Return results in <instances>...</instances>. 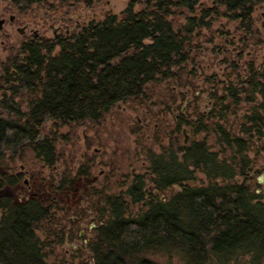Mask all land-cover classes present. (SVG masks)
I'll return each mask as SVG.
<instances>
[{"label":"trees","instance_id":"trees-1","mask_svg":"<svg viewBox=\"0 0 264 264\" xmlns=\"http://www.w3.org/2000/svg\"><path fill=\"white\" fill-rule=\"evenodd\" d=\"M14 1L24 10L47 2ZM85 1L91 6L102 0ZM152 1L139 12L134 11V1L119 16L109 14L78 34L43 38L23 47L12 65L15 74L0 80L1 166L8 155L26 150L54 165L55 140H39L49 122L64 126L97 122L117 104L133 101L146 105L148 87L159 80L176 79L181 87L191 84L193 72L187 66L197 55L192 44L195 31L217 16L250 26L255 7L264 4V0H211L213 6L207 8L201 6L203 0ZM178 10L191 15L200 12L201 16L188 17L187 24L175 30L170 17ZM231 71L237 75L239 68L232 64ZM247 72L245 78L237 75L238 85L207 80L215 102L213 113L219 110L216 117L224 124L215 123L212 130L203 115L197 110L194 114L196 135L213 133L229 150L237 151L221 160L207 140L177 149L174 141L172 147L153 155L148 175H138L126 191L106 196L107 215L98 214L103 224L89 244L94 264H160L144 255L169 248L183 250L193 264H204L210 254L227 263L240 251L253 253L254 262L264 264V203L252 190V162L246 154L257 147L253 139L264 138V68L258 71L248 64ZM242 103L254 105L253 114L240 128L250 136L248 140L228 131L233 128L227 119ZM199 173L205 175L206 185L192 186ZM85 175L65 174L56 188L59 200L78 195ZM19 182L20 177L9 176L7 171L0 175V264H48V250L63 243L66 228L56 212L38 201L20 203L4 191ZM150 186L153 188L147 189ZM173 188L179 191L164 199ZM84 195L92 200L102 194ZM94 204L91 208L97 210ZM78 207L64 212L73 211L83 218ZM60 208L55 204L56 211ZM42 228L44 240L38 234Z\"/></svg>","mask_w":264,"mask_h":264},{"label":"rangeland","instance_id":"rangeland-1","mask_svg":"<svg viewBox=\"0 0 264 264\" xmlns=\"http://www.w3.org/2000/svg\"><path fill=\"white\" fill-rule=\"evenodd\" d=\"M134 1L137 3L135 12L147 7L148 2L153 3L152 0H102L89 6L85 0L67 4L47 0L44 4L34 5L25 20L41 37L54 39L56 31L59 35H74L90 23L103 21L109 14L119 16ZM4 6L6 8V2L1 0L0 13L5 12ZM201 6L212 8L213 3L203 0ZM197 14L178 10L170 20L178 30L187 24L188 17L200 18V12ZM206 23L208 26L197 29L193 34L192 44L197 47V55H193L195 60L187 66L188 71L193 72L190 83L195 86L187 84L181 87L176 79L159 80L148 87L146 105L133 101L117 104L97 122L69 126L49 122L41 130L39 140H55L54 165L47 164L31 150L16 156L8 155L5 166L0 165V175L7 171L9 176L20 177L16 186L4 191H9L14 200L20 203L32 199L38 201L44 208L56 212L61 226L66 228L63 243L48 250V264H94L89 244L95 230L103 224L98 214L102 212L107 215L104 209L106 196L118 195L131 186L134 177L148 175L151 157L160 155L163 148L172 147L174 141L173 146L177 149L190 146L195 141L207 140L210 150L218 153L221 160L233 156V152L237 151V148L229 150L221 138L213 133L196 135L193 125L197 119L194 114L197 110L203 115L212 130L215 123L224 124V120L216 117L219 110L213 113L215 102L209 93L210 87L206 85L207 80L212 78L216 83H237V75L245 78L248 74V64H253L258 71L264 68V4L255 7L250 26L247 23L243 26L240 21L224 16L209 18ZM16 40L21 39L16 37ZM232 64L239 68L237 75L231 74ZM21 101L17 99V102ZM26 110L27 106L23 103L22 111ZM253 110L254 105L242 103L237 113L228 117L233 128L228 131L248 140L250 136L242 133L240 128ZM261 113L264 114L263 111ZM180 122V132L176 135L174 133ZM250 126L248 124L247 127ZM184 130H187V144ZM253 140L257 147L246 153L252 162L249 177L254 179L252 190L260 195L264 203V138L258 142L256 138ZM79 172L86 173L81 179L79 194L69 196L67 201L59 200L56 188L64 175L72 173L75 177ZM197 177L198 181L191 185L205 186V175L199 173ZM237 180L242 182L241 177ZM176 190L179 191L173 188L163 198L169 199ZM85 193L102 195L101 198L97 196L89 200ZM93 203L97 210L91 208ZM55 204L61 207L59 211L54 209ZM76 206L83 212V218L73 211L65 214V210ZM38 234L45 239L43 228ZM144 257L160 264H193L183 250L176 248L151 252ZM253 258V253L240 251L227 263H220L210 254L204 264H263V261L254 262Z\"/></svg>","mask_w":264,"mask_h":264},{"label":"flooded vegetation","instance_id":"flooded-vegetation-1","mask_svg":"<svg viewBox=\"0 0 264 264\" xmlns=\"http://www.w3.org/2000/svg\"><path fill=\"white\" fill-rule=\"evenodd\" d=\"M2 1L6 2V8L4 6L6 13H0V80L15 74L12 65L23 51L24 46L32 45L43 39L37 30L30 28L31 23L25 20V17L29 16L32 7L24 10L18 7L14 0ZM59 36L57 31L54 32L55 38ZM16 37L21 40L17 41Z\"/></svg>","mask_w":264,"mask_h":264},{"label":"water","instance_id":"water-1","mask_svg":"<svg viewBox=\"0 0 264 264\" xmlns=\"http://www.w3.org/2000/svg\"><path fill=\"white\" fill-rule=\"evenodd\" d=\"M183 134L185 136V144H187L188 136H187V130L183 131Z\"/></svg>","mask_w":264,"mask_h":264}]
</instances>
